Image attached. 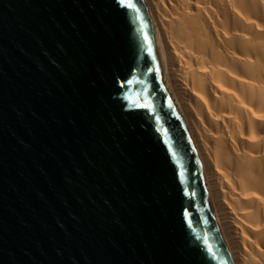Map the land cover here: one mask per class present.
Returning a JSON list of instances; mask_svg holds the SVG:
<instances>
[{"label": "water", "instance_id": "95a60500", "mask_svg": "<svg viewBox=\"0 0 264 264\" xmlns=\"http://www.w3.org/2000/svg\"><path fill=\"white\" fill-rule=\"evenodd\" d=\"M0 264H229L144 0H0Z\"/></svg>", "mask_w": 264, "mask_h": 264}, {"label": "bare ground", "instance_id": "6f19581e", "mask_svg": "<svg viewBox=\"0 0 264 264\" xmlns=\"http://www.w3.org/2000/svg\"><path fill=\"white\" fill-rule=\"evenodd\" d=\"M229 264H264V0H144Z\"/></svg>", "mask_w": 264, "mask_h": 264}, {"label": "snow or ice", "instance_id": "6c2138e0", "mask_svg": "<svg viewBox=\"0 0 264 264\" xmlns=\"http://www.w3.org/2000/svg\"><path fill=\"white\" fill-rule=\"evenodd\" d=\"M145 39H146V37H145Z\"/></svg>", "mask_w": 264, "mask_h": 264}]
</instances>
